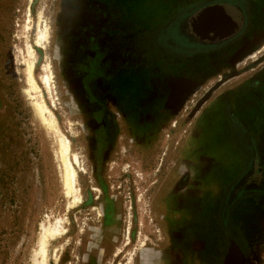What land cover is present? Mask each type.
<instances>
[{"label": "rangeland", "instance_id": "rangeland-1", "mask_svg": "<svg viewBox=\"0 0 264 264\" xmlns=\"http://www.w3.org/2000/svg\"><path fill=\"white\" fill-rule=\"evenodd\" d=\"M225 5L247 28L217 47L229 36H207L200 21ZM29 16L35 79L71 142L81 201L70 207L21 60ZM41 17L45 47L36 44ZM45 63L51 94L41 79ZM159 84L170 99L162 111L200 117L186 123L172 115L177 122L169 126L147 96ZM136 108L138 123L131 118ZM94 134L106 143L97 146ZM190 156L197 165L186 162ZM179 160L181 167L170 170ZM185 170L197 184L190 196L174 182ZM262 185L264 0H0V264H41V226L58 222L66 231L51 240L47 264H84L88 244L95 264H139L147 251L160 255L159 263L168 254L177 264L165 252L172 246L166 214L187 226L196 208L195 237L204 247L197 257L214 247L211 264H246L244 252L257 238L261 252L251 263L264 264V187L255 190ZM103 205L112 206L116 223L105 251Z\"/></svg>", "mask_w": 264, "mask_h": 264}, {"label": "flooded vegetation", "instance_id": "flooded-vegetation-1", "mask_svg": "<svg viewBox=\"0 0 264 264\" xmlns=\"http://www.w3.org/2000/svg\"><path fill=\"white\" fill-rule=\"evenodd\" d=\"M242 3L244 4V0H241ZM223 7H227L226 10L223 12H220L218 14H206L202 20L200 21V24L202 26V28H204L206 30V35L207 36H212V34L215 35V37L221 36L223 34L229 36L223 43H214L215 46H221L224 43H227L226 41H230L232 38H234V36H236V34L240 31H242L245 27L247 28V26L245 25V18L243 17V21L241 23V15L238 14L235 9L233 7H231L230 5H225ZM262 14V13H261ZM255 25V24H254ZM236 30V31H235ZM235 31V32H234ZM252 31V30H251ZM212 32V33H211ZM248 35V33L246 34V36ZM241 37V36H240ZM220 40H218L217 42H219ZM212 42V41H211ZM214 42V41H213ZM220 44V45H217ZM161 87L162 84H159L157 87H155V93L153 94H147L148 96V100H150V102L152 103V105L158 106V107H163L164 105H167V101H170L168 94L165 93H160L161 91ZM84 89L86 90V87L84 86ZM86 94L90 95L89 92H86ZM120 98V97H119ZM122 99V98H120ZM163 108L157 109L156 113L161 114V117L164 118L165 121L168 122V125H175V123L177 122L176 119H171L172 115H181L183 117L182 121L186 120V123H190V120H187L188 117H193L196 116L198 118V116L200 117V115H195V114H191L192 111H188V113L186 112V109H178L176 112L175 110L169 108L166 110L162 111ZM96 110H93L92 113V118L94 120H97V114H96ZM117 113H119V111L121 112V110H116ZM181 111V112H180ZM186 112V113H185ZM104 113L105 110H104ZM138 115H136V114ZM141 113V110L139 109H135L134 113L135 115L131 114V118H134L133 120L135 121V123H138V119H135V117H139V114ZM109 114L113 115L112 111L109 112ZM120 114V113H119ZM169 114V117H168ZM128 115L130 117V114H127L126 119H127V124H129L130 119L128 118ZM102 117V115H99ZM167 117V119H166ZM195 121H197V119H195ZM142 122V120H141ZM147 122V119H146ZM205 122V121H204ZM98 123V122H97ZM183 123V122H182ZM199 126V125H198ZM100 128V127H99ZM99 128H96V130L98 131ZM168 129V128H167ZM95 135V142L97 144V146H101L104 145L106 142L105 140H103V138L101 136H97V134ZM142 138H145L144 136ZM147 138V137H146ZM107 141V140H106ZM190 144V142H189ZM191 146V145H190ZM199 159L195 156L194 157H188L187 161L188 163H193V165H197V163ZM180 161V160H179ZM175 164L173 165V168L170 170H173L174 168L176 170H178L181 167V161L180 163L174 162ZM200 166V165H199ZM197 168L194 166L193 169V173H197ZM199 169V168H198ZM186 172H184V174H181L180 176H178V178H176V180H174L175 183H179L180 187L177 189L178 191L180 190H187L186 194L192 195V189H194L197 184H195L196 180L195 179H190V174L188 173V170H185ZM250 168H248L246 171H244L243 173V177L245 178L246 176L250 175L249 174ZM217 174V173H216ZM215 174V175H216ZM172 177L174 178V176L172 175ZM182 184V185H181ZM176 185L175 188H173L174 190H176ZM264 186L262 185L261 188L255 189V190H259L261 191L262 188ZM190 190H189V189ZM233 189L232 186H230V188L227 190L226 193V199H225V204L227 203L228 200V195L230 194V192H232L231 190ZM177 192V191H176ZM88 197H90L89 199L93 201V197L91 195H89ZM110 205H103V217H102V225L100 227L99 230V234H100V239H99V250L105 251L109 246H112L113 242H114V236L115 235V231L113 230L114 228V224L115 223V219H113V211L111 210ZM197 209V208H196ZM194 210L195 213L197 212L196 217L190 221H186L183 224H186L187 226H182L179 225L180 221L171 217V215L169 213L166 214V220L163 224V226L165 228H167L168 230H170V234L171 237L169 238L170 241H172L170 244L172 245L171 247L167 248L165 250V252H171L174 253L173 256V260L177 261V264H195V262L197 264H200V260H202L204 262V264H211L212 259L211 256H213L215 254V248L212 247L211 251H210V255L206 256L205 259H202V253L199 257L196 256V252L201 251L202 249H204V247L202 248V245L200 244L201 241V236L197 237L193 240V238L196 235V232H198V228H199V222H195L197 220V218H199V213L197 210ZM189 210V209H187ZM184 213V212H182ZM180 214V213H179ZM180 216V215H179ZM180 219V217H179ZM162 224V223H161ZM189 230H191V232H188ZM193 230V231H192ZM179 233L181 235H179ZM189 234H191L189 236ZM107 235H109L110 237H106ZM257 238H254L251 242L253 249H250V245L247 247V251L244 252V254H246L247 252V256H248V262L246 264H252L254 261H257L259 259V253L260 251V245L257 244V240H255ZM197 241V245L194 244ZM117 244H114L113 248L114 250H116ZM85 250L87 252H85V259H84V264H95L94 261V257L96 256L95 254H93L92 252H95V247L93 248V246L91 244H88L85 246ZM93 250V251H92ZM185 252V253H184ZM154 251H147L144 252V254L141 257V262L139 264H171V261H169L168 259V254H166V259L163 260L162 259V263H159L158 259L160 258V255L157 256H153ZM252 262V263H251ZM236 264V263H234Z\"/></svg>", "mask_w": 264, "mask_h": 264}, {"label": "bare ground", "instance_id": "bare-ground-1", "mask_svg": "<svg viewBox=\"0 0 264 264\" xmlns=\"http://www.w3.org/2000/svg\"><path fill=\"white\" fill-rule=\"evenodd\" d=\"M42 21V25H41ZM41 21L38 25V34L36 39V44L41 47H45L48 40V28L46 20L41 17ZM30 16L25 24V30L22 36V41L25 46L21 48V60L25 68L26 79L28 82V90L32 93V97L35 100L36 114L41 119L42 126L51 135L53 139V151L57 155L58 168L61 175V181L67 189V194L69 196L68 207L75 205L81 201L80 193L77 188V174L74 164L71 160V142L69 137H67L59 128L57 117L51 109L46 105L40 87L38 86L35 74H34V63L36 60V52L33 45L27 40L26 32L30 29ZM44 73L41 79L49 94L52 93V75L49 69L48 63H45ZM31 95V94H30ZM75 162H78V157H74ZM58 222V221H57ZM45 223L42 224V237L39 244V251L41 253V264H47L48 260V247L51 240L61 236L65 231V227L62 226L61 222H58V226L50 229L44 227Z\"/></svg>", "mask_w": 264, "mask_h": 264}, {"label": "water", "instance_id": "water-1", "mask_svg": "<svg viewBox=\"0 0 264 264\" xmlns=\"http://www.w3.org/2000/svg\"><path fill=\"white\" fill-rule=\"evenodd\" d=\"M226 8L227 7H216V8H214L213 10H211V11H209L208 13H212V14H218V13H220V12H222V10H223V12L226 10ZM207 13V14H208Z\"/></svg>", "mask_w": 264, "mask_h": 264}, {"label": "crops", "instance_id": "crops-1", "mask_svg": "<svg viewBox=\"0 0 264 264\" xmlns=\"http://www.w3.org/2000/svg\"><path fill=\"white\" fill-rule=\"evenodd\" d=\"M196 238V237H195ZM196 241V240H195ZM212 241V240H211Z\"/></svg>", "mask_w": 264, "mask_h": 264}]
</instances>
